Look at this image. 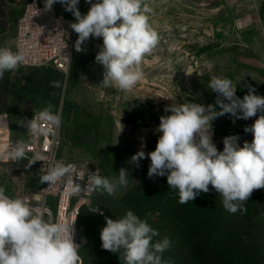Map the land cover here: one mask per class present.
Listing matches in <instances>:
<instances>
[{
  "label": "rangeland",
  "instance_id": "374dc122",
  "mask_svg": "<svg viewBox=\"0 0 264 264\" xmlns=\"http://www.w3.org/2000/svg\"><path fill=\"white\" fill-rule=\"evenodd\" d=\"M29 0H0V47L15 51L16 23ZM46 3L45 0H40ZM150 23L160 42L145 57L144 79L130 92L105 87L103 67L95 62L102 38H90L77 52L67 73L50 67L20 66L0 79V152L5 145L24 140L36 111L63 110V155L90 159L101 176L118 180L128 172L127 186L115 196L97 191L78 221L85 242L80 254L86 264H123L121 254L102 248L100 232L106 219L128 211L155 229L153 242L168 237L165 264H264V189L255 190L243 205L245 212L225 210L222 197L209 186L193 201L179 203L178 190L167 176L148 177L150 159L131 157L154 151L165 109L179 103L215 105L209 88L213 77L228 78L240 99L248 86L264 96V0H155ZM57 8L75 21L65 6ZM82 14V13H81ZM83 15V14H82ZM76 22V21H75ZM75 41L78 36L74 32ZM58 82L59 87H54ZM219 111V106H216ZM257 117L236 119L231 114L212 121V140L223 151L226 136L251 142ZM235 121V122H233ZM29 160L0 158V186L16 197H34L42 186L44 169ZM97 209V210H96ZM96 210V211H95ZM101 213H103L101 215Z\"/></svg>",
  "mask_w": 264,
  "mask_h": 264
},
{
  "label": "clouds",
  "instance_id": "9594fccd",
  "mask_svg": "<svg viewBox=\"0 0 264 264\" xmlns=\"http://www.w3.org/2000/svg\"><path fill=\"white\" fill-rule=\"evenodd\" d=\"M46 10L59 2L65 11L75 17L71 29L77 34L75 49L90 38H102V45L95 62L104 69L100 84L130 92L144 79L143 64L160 42V36L150 23L152 9L147 0H86L90 8L86 14L78 10L79 0H45ZM23 50L13 51L0 47V79L6 71H15L25 64ZM59 87L58 82H53ZM209 88L217 94L215 105L194 102L179 103L165 109L170 115L160 117V133L154 151H138L131 161L149 158L148 177L167 176L169 188L178 190L179 203L186 204L201 193H208L209 186L222 197L226 211L245 212L243 205L255 190L264 189V96L248 86L242 99L228 78L213 77ZM219 106V111L216 110ZM251 126L244 128L252 134V141L239 136L223 139V151H218L212 140V121L231 114L236 119L257 117ZM41 116H49L47 110ZM58 123V119L56 120ZM235 122V121H233ZM30 130L38 131L35 121ZM27 145L17 141L0 158L22 160L26 158ZM37 160L32 159L26 167ZM128 172L119 170L118 180L102 177L99 170L89 171L87 165L77 171L73 164L56 161L47 174L41 177L49 187L62 182L72 193L82 187L89 191L115 196L120 187L127 186ZM85 181L81 185L76 181ZM97 210V209H96ZM95 210V211H96ZM103 213H101L102 215ZM106 219L100 232L102 248L121 254L123 264H165L162 253L171 247L168 237L153 242L159 233L147 220L132 211L118 219ZM75 221H52L42 211L34 209L27 197H12L0 186V264H83L79 254L81 246L74 242Z\"/></svg>",
  "mask_w": 264,
  "mask_h": 264
},
{
  "label": "built area",
  "instance_id": "2783aa9c",
  "mask_svg": "<svg viewBox=\"0 0 264 264\" xmlns=\"http://www.w3.org/2000/svg\"><path fill=\"white\" fill-rule=\"evenodd\" d=\"M77 7L82 14H86L90 4L86 3V0H79ZM46 8L47 4L40 0H29L25 3L23 12L16 23L15 51L19 49L25 53L26 62L22 66L50 67L67 73L73 60L75 48L74 31L70 24L75 21L61 12L55 4L50 10H46ZM44 111H36L32 116V121L38 125V131L33 132L29 129L28 136L21 140L27 145L25 159L29 161L36 159L35 163L44 169V175L47 174L50 165L56 161L73 164L77 171L87 165L89 171L94 172L98 169L101 175V170L94 161L86 158H71L62 154V108L47 110L49 116L55 119L41 116ZM15 143L10 142L9 149ZM76 182L83 186L86 180H77ZM96 192L82 187L79 192L72 193L62 182L51 187L49 184L43 183L36 196L27 198L34 209L45 214L46 219L54 222L76 219L74 242L82 246L85 240L79 235V217L84 207L91 206ZM83 264H86L84 260Z\"/></svg>",
  "mask_w": 264,
  "mask_h": 264
},
{
  "label": "bare ground",
  "instance_id": "6f19581e",
  "mask_svg": "<svg viewBox=\"0 0 264 264\" xmlns=\"http://www.w3.org/2000/svg\"><path fill=\"white\" fill-rule=\"evenodd\" d=\"M9 143H10V140H8V142L5 145V152H7L9 150Z\"/></svg>",
  "mask_w": 264,
  "mask_h": 264
},
{
  "label": "water",
  "instance_id": "95a60500",
  "mask_svg": "<svg viewBox=\"0 0 264 264\" xmlns=\"http://www.w3.org/2000/svg\"><path fill=\"white\" fill-rule=\"evenodd\" d=\"M30 68H34V67H30Z\"/></svg>",
  "mask_w": 264,
  "mask_h": 264
}]
</instances>
